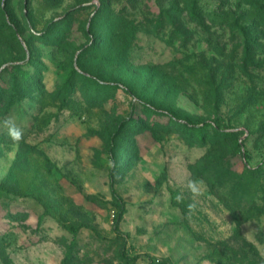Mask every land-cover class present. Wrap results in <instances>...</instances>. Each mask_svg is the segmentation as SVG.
I'll use <instances>...</instances> for the list:
<instances>
[{
    "label": "rangeland",
    "instance_id": "obj_1",
    "mask_svg": "<svg viewBox=\"0 0 264 264\" xmlns=\"http://www.w3.org/2000/svg\"><path fill=\"white\" fill-rule=\"evenodd\" d=\"M0 264H264V0H0Z\"/></svg>",
    "mask_w": 264,
    "mask_h": 264
},
{
    "label": "clouds",
    "instance_id": "obj_2",
    "mask_svg": "<svg viewBox=\"0 0 264 264\" xmlns=\"http://www.w3.org/2000/svg\"><path fill=\"white\" fill-rule=\"evenodd\" d=\"M3 126L7 129L8 135L13 139V141L19 142L22 139L23 133L22 130L18 127L15 120L11 117H8L4 120ZM181 197L178 196L177 200H180ZM193 207V206H190Z\"/></svg>",
    "mask_w": 264,
    "mask_h": 264
},
{
    "label": "trees",
    "instance_id": "obj_3",
    "mask_svg": "<svg viewBox=\"0 0 264 264\" xmlns=\"http://www.w3.org/2000/svg\"><path fill=\"white\" fill-rule=\"evenodd\" d=\"M188 6H189V5H188ZM188 8H189L188 10L190 11L189 13H190L192 16H193V15L196 16V17L198 16V14L196 13V10H197L196 5H195L194 7L191 6V7H188ZM255 26H257V25H254L253 27H255ZM253 27H252V28H253ZM252 28H251V29H252ZM244 34H246V36H249V33H248L247 30H244ZM253 39H254V38H253ZM250 40H251V39H250ZM250 40L248 39V42H250ZM252 41H254V40H252Z\"/></svg>",
    "mask_w": 264,
    "mask_h": 264
}]
</instances>
